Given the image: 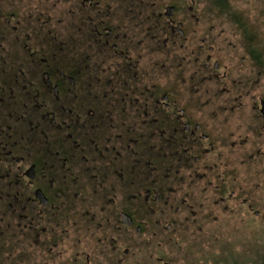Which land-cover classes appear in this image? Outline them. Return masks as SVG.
Wrapping results in <instances>:
<instances>
[{
  "label": "flooded vegetation",
  "instance_id": "flooded-vegetation-1",
  "mask_svg": "<svg viewBox=\"0 0 264 264\" xmlns=\"http://www.w3.org/2000/svg\"><path fill=\"white\" fill-rule=\"evenodd\" d=\"M0 7V264H80L60 248L77 234L102 255L108 241L119 253L140 236L184 238L195 183L218 171L209 129L228 108L205 101V77L228 73L203 56L202 0Z\"/></svg>",
  "mask_w": 264,
  "mask_h": 264
},
{
  "label": "rangeland",
  "instance_id": "rangeland-1",
  "mask_svg": "<svg viewBox=\"0 0 264 264\" xmlns=\"http://www.w3.org/2000/svg\"><path fill=\"white\" fill-rule=\"evenodd\" d=\"M170 1L188 5L191 0H160V3ZM202 8L203 34L213 36L205 45L203 56H212V63L221 64L220 73H228L225 79L205 77L203 87L209 94L205 101L212 103V94H216L215 104L228 108L219 113L216 127L209 129L217 139V149L207 158L209 162H217L218 171L195 183L192 201L201 205L193 208L196 214L192 218L196 220L187 226L188 232L182 228L184 238L165 241L140 236L122 241L119 253L112 252V242L108 241L104 245L106 255L93 251L99 248L96 241L77 234L72 242L60 248L75 250L76 256L81 255L80 264H264V119L260 113L264 61L252 58L231 17L233 14L236 19L241 18L254 38L253 44L264 56V0H228L227 12H221L211 0H202ZM233 105L240 108L230 115ZM217 184H225L228 189L224 201L213 202L212 191ZM232 188L237 196L230 199ZM67 258V254H62L59 264Z\"/></svg>",
  "mask_w": 264,
  "mask_h": 264
},
{
  "label": "trees",
  "instance_id": "trees-1",
  "mask_svg": "<svg viewBox=\"0 0 264 264\" xmlns=\"http://www.w3.org/2000/svg\"><path fill=\"white\" fill-rule=\"evenodd\" d=\"M214 5L221 10V12H227L228 9V0H211ZM233 20L235 21L238 29L241 31L243 35V42L246 45V49L251 54L252 58H256L258 62L262 63L264 61V56L260 50V48L253 44L254 38L250 36L248 29H246L245 23L240 19H236V15H231Z\"/></svg>",
  "mask_w": 264,
  "mask_h": 264
},
{
  "label": "water",
  "instance_id": "water-1",
  "mask_svg": "<svg viewBox=\"0 0 264 264\" xmlns=\"http://www.w3.org/2000/svg\"><path fill=\"white\" fill-rule=\"evenodd\" d=\"M261 105H262V112L264 113V101H262Z\"/></svg>",
  "mask_w": 264,
  "mask_h": 264
}]
</instances>
